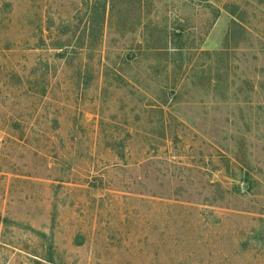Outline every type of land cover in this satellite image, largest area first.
I'll return each mask as SVG.
<instances>
[{"label": "rangeland", "instance_id": "374dc122", "mask_svg": "<svg viewBox=\"0 0 264 264\" xmlns=\"http://www.w3.org/2000/svg\"><path fill=\"white\" fill-rule=\"evenodd\" d=\"M0 264H264V0H0Z\"/></svg>", "mask_w": 264, "mask_h": 264}]
</instances>
